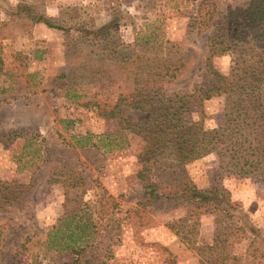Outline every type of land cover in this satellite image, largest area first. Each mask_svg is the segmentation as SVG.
<instances>
[{
  "label": "rangeland",
  "instance_id": "obj_1",
  "mask_svg": "<svg viewBox=\"0 0 264 264\" xmlns=\"http://www.w3.org/2000/svg\"><path fill=\"white\" fill-rule=\"evenodd\" d=\"M248 1L210 0L201 13L214 11V19L198 29L194 19L199 0H0V200L9 198L0 209V264L70 263L71 254L47 251L45 234L76 207L97 224L98 235L87 249L95 264H198L199 253L169 228L172 223L181 225L180 220L195 211L160 196L148 204L136 177L137 158L145 146L142 133L137 132L150 124L149 114L125 110L119 119L109 120L98 116L93 103L109 102L110 93L116 101L118 94L131 91L135 84L126 79L139 74L137 62L142 56L153 64L150 59L169 52L171 58L191 52L192 72L165 85L160 92L166 97L204 85L209 80L208 38L223 35L230 28L229 11L245 8ZM27 10L63 30L32 23ZM224 22L229 24L224 27ZM101 28H107V41L115 45V52L132 56L133 63L118 67L119 58L108 51L104 71L114 77L113 88L83 85L77 99L70 91L75 88L70 87L72 82L59 77L80 78L77 65L86 55L95 58L82 41L85 33L80 32H92L91 40ZM216 29L219 33L213 35ZM246 32L250 37L255 34ZM231 60V51H226L212 57L210 65L225 75ZM87 102L90 105L85 107ZM225 107L223 97L201 105L190 102L183 118L200 122L206 130L218 129L224 125ZM122 120L140 128L136 133L117 134ZM86 134L96 136L99 149L75 146L78 137ZM104 134L110 135L109 140L98 143L97 137ZM184 170L198 189L216 186L228 192L236 205V219L225 226L234 230L247 225L250 231L231 237L224 250L236 263L249 262L245 256L249 242L255 237L264 240V178L229 175L215 153ZM194 220L192 240L199 246L210 245L220 219L198 212ZM253 249L264 250V243Z\"/></svg>",
  "mask_w": 264,
  "mask_h": 264
},
{
  "label": "trees",
  "instance_id": "obj_2",
  "mask_svg": "<svg viewBox=\"0 0 264 264\" xmlns=\"http://www.w3.org/2000/svg\"><path fill=\"white\" fill-rule=\"evenodd\" d=\"M209 2L210 0H199L196 6L194 21L198 23V29H204L214 19V11L209 14L201 13L202 7ZM25 12L22 10V13ZM26 17L32 23H42L47 28L63 30L50 19L35 16L31 11L27 10ZM227 20L230 21V28L225 29L223 35L208 38L206 74L209 80L204 85L181 95L166 97L160 92L165 85L185 79L192 72L193 68L189 64L191 52H182L177 58H171L169 52L164 57L150 59L153 64L142 56L137 62L140 63L139 74H133V80L126 79V83L135 84H131L134 87L131 91L118 94L116 101L111 100L113 93H110L109 102L93 103L98 116L109 120L119 119L125 110L149 114L148 126L140 128L137 124L122 120L123 125L117 134H131L136 133V129H142L137 133H142L145 146L137 158L140 169L136 177L143 184L148 204L155 202L160 196L174 206L192 207L195 211L191 217L180 220L181 225L172 223L169 228L199 253L198 264H239L224 248L231 237H239V233L250 231V227L245 225L243 228L235 227L230 230L225 226L227 221L236 219L233 213L236 205L232 203L228 192L216 186L206 190L198 189L185 173L186 165L215 153L229 175L264 178V0H249L245 8L229 11ZM227 23L229 24L224 22L222 25L225 27ZM244 29L253 30L255 34L250 37ZM82 33H85L83 43L91 49L90 54H94L95 58L86 55L84 61L77 65L76 68L80 69L78 80L71 81L68 75L59 77L72 82L70 87L75 88L70 91L77 99V93L83 85L86 89L92 87L95 90L113 88L114 77L111 78L104 71L107 63L104 56L108 51L119 58L116 60L118 67L133 63L132 56L115 52V45L107 41V28L97 30L98 35L91 40L89 37L92 32L81 30L80 34ZM216 33H219V29L213 35ZM226 51H231L232 60L228 73L223 75L212 69L210 59ZM112 61L116 62L115 58ZM136 83L140 84L139 88L135 87ZM94 96L97 97L98 94L95 92ZM219 97L224 98L226 106L222 127L206 130L200 122H188L183 118L190 102L201 105L202 102ZM88 105L90 102L84 104L85 107ZM72 124L73 122L68 123L69 126ZM99 136L97 138L100 144L110 138L109 134ZM95 137L92 134L80 136L75 146L99 149L94 141ZM161 181L165 184L163 190L159 189ZM8 201V197H1L0 209ZM198 212L215 214L220 219L216 220L213 240L208 246H199L191 238L196 224L194 217ZM188 222L190 224L186 225ZM97 235V224L87 218L80 207H76L65 212L46 232L45 247L49 252L71 254L73 260L65 264H95L93 253L87 249L93 246ZM258 243H264V240L255 237L249 242L245 256L250 260L245 264L260 260L264 262V250L253 249Z\"/></svg>",
  "mask_w": 264,
  "mask_h": 264
}]
</instances>
